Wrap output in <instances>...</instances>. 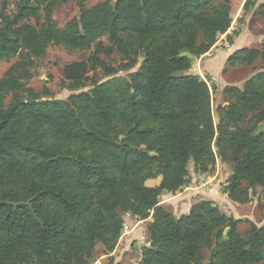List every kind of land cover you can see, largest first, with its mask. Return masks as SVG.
Returning a JSON list of instances; mask_svg holds the SVG:
<instances>
[{
  "label": "trees",
  "instance_id": "1",
  "mask_svg": "<svg viewBox=\"0 0 264 264\" xmlns=\"http://www.w3.org/2000/svg\"><path fill=\"white\" fill-rule=\"evenodd\" d=\"M68 1L0 0V61L15 58L0 76V264H90L98 245L114 251L124 213L147 222L138 264L264 262L263 227L242 235L212 199L180 216L160 204L188 186L190 162L207 174L218 160L231 165L230 200L257 188L264 200V43L227 58L223 73L252 70L223 88L215 122L208 80L189 69L227 35L230 0H76L78 16L57 27L52 11ZM50 45L89 52L64 66L80 90L65 100L27 87Z\"/></svg>",
  "mask_w": 264,
  "mask_h": 264
},
{
  "label": "rangeland",
  "instance_id": "2",
  "mask_svg": "<svg viewBox=\"0 0 264 264\" xmlns=\"http://www.w3.org/2000/svg\"><path fill=\"white\" fill-rule=\"evenodd\" d=\"M105 0H86L85 6L90 7L94 4ZM114 2L115 0H108ZM252 1L249 2V11L244 14L240 21V17L243 14V4L245 0H230L232 5V17L233 22L227 35L233 39V47L228 41L226 34L219 37L216 45V51L211 54L212 57L215 55H222L221 61L225 59V55L228 49L237 47H260L264 43V18L257 19L253 15L254 6L252 7ZM258 3V0H255ZM259 4V3H258ZM79 14V7L76 0H69L67 3L54 7L52 11V21L57 27H62L66 22ZM235 33V34H234ZM104 44H107V39H103ZM234 52V51H233ZM87 52L83 51H72L68 50L64 46L50 45L43 57L36 60L34 67V76L32 79L27 81V87L32 88L34 91L40 92L44 88L48 89L52 98L67 99L71 94L78 93L79 91H72L65 87L63 68L67 63L75 60H79L82 55H88ZM231 55V54H230ZM212 57L210 59H212ZM15 60L0 61V76L8 68V66ZM258 66L259 63H256ZM205 64L199 61V58L194 59L189 72L198 74L203 79L208 80V85L211 90L212 106L214 110V119L217 121L215 109L218 105L225 103L222 102L224 95H222L223 88L227 85H242L243 81L251 73V67L241 65L235 68H231L226 73L221 72L216 77H211L204 70ZM225 66V65H224ZM137 67L129 71H120L118 76H126L128 73L135 71ZM216 70V68L214 69ZM97 75L102 77V72L97 71ZM90 88L87 85L83 90ZM264 109V104L262 106ZM189 184L185 193L180 194L178 192L164 194L160 198V204H163L169 211L175 213L176 216H180L183 212L187 211L189 205L197 203L203 199H214V201L220 206L221 210L228 216H232L236 219H241L238 224V231L247 236L252 227H263L264 228V209L262 208L264 200L261 195L260 188H257L256 192L251 196V200L247 203H238L230 200L227 194L224 192L226 186V180L231 173V165L229 163L217 161L216 164L211 167L207 174H197L194 171L193 162L189 163ZM207 180L205 183L204 180ZM160 182V177L147 181L146 185L155 186ZM181 196L179 198L180 206L174 200L173 196ZM187 205V208L183 205ZM124 224L127 228L123 229L122 235L118 241V244L113 252L104 253L101 245H98L95 250V257L90 264H138L141 248L146 244V226L147 222L144 220H136L132 218L128 213L123 214ZM205 264L207 263V257L204 259ZM264 264V262L255 263Z\"/></svg>",
  "mask_w": 264,
  "mask_h": 264
},
{
  "label": "crops",
  "instance_id": "3",
  "mask_svg": "<svg viewBox=\"0 0 264 264\" xmlns=\"http://www.w3.org/2000/svg\"><path fill=\"white\" fill-rule=\"evenodd\" d=\"M259 3V4H258ZM258 3H257V1H255V6H254V8H256L258 5H260V4H262V3H264V0H258ZM257 19H262V18H264V16H255ZM233 40V39H232ZM228 45H230V46H232L233 45V41H232V43H230V44H227V46ZM234 46V45H233ZM232 46V47H233ZM216 49V45L208 52V53H206L205 55H203V56H201L200 58H199V61H201V62H203L204 64H205V66H204V70H205V72L208 74V75H210L212 78L213 77H216L221 71V68L223 67L224 68V65H225V63H226V60H227V58L229 57V55L230 54H232L233 53V51H235V50H237V49H239L238 47H237V45H236V47H234V48H231V49H228V51H227V53H226V55H225V59H223L222 61H221V57H222V55H215L214 57H212L211 55V53L213 52V51H216L215 50ZM219 56H221V57H219ZM212 57V59H210ZM195 59H197V58H195ZM216 68V70H214ZM222 71H223V69H222ZM223 95V94H222ZM222 102L223 103H225L224 102V100H223V98H222ZM149 181V180H148ZM205 181V183L207 182V180L205 179L204 180ZM147 183V182H146ZM186 189H187V187H185L184 189H182L181 190V192H179V195L180 194H183V193H185V191H186ZM173 196V199L172 200H174V201H172V202H176V204H178V207H181L180 206V201H175V200H179V198H182L181 196ZM214 200V199H213ZM194 203H192V201H191V203H190V205H189V208H188V210L187 211H185V212H183L182 214H185V213H187L189 210H190V208H191V206L193 205ZM184 207H185V209L187 208V205H183ZM174 213V212H173ZM175 214V213H174Z\"/></svg>",
  "mask_w": 264,
  "mask_h": 264
},
{
  "label": "water",
  "instance_id": "4",
  "mask_svg": "<svg viewBox=\"0 0 264 264\" xmlns=\"http://www.w3.org/2000/svg\"><path fill=\"white\" fill-rule=\"evenodd\" d=\"M264 131V123H261V124H259L258 126H257V128L255 129V131H254V133L255 134H259V133H261V132H263Z\"/></svg>",
  "mask_w": 264,
  "mask_h": 264
},
{
  "label": "built area",
  "instance_id": "5",
  "mask_svg": "<svg viewBox=\"0 0 264 264\" xmlns=\"http://www.w3.org/2000/svg\"><path fill=\"white\" fill-rule=\"evenodd\" d=\"M124 228H125V229L127 228V225H126V224H124V227H123V229H124Z\"/></svg>",
  "mask_w": 264,
  "mask_h": 264
}]
</instances>
